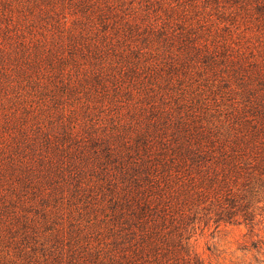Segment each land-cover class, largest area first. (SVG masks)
Masks as SVG:
<instances>
[{"label": "rangeland", "instance_id": "374dc122", "mask_svg": "<svg viewBox=\"0 0 264 264\" xmlns=\"http://www.w3.org/2000/svg\"><path fill=\"white\" fill-rule=\"evenodd\" d=\"M256 4L0 0V264H144L131 246L164 210L165 236L184 218L181 239L205 264H264L260 183L245 172L194 203L198 173L175 161L226 156L241 132L248 78L230 58L262 50ZM86 27L88 40L106 32L116 45L103 43L101 56L80 47L73 29ZM160 156L176 166L170 182L156 176L160 195L156 183L129 185L136 164Z\"/></svg>", "mask_w": 264, "mask_h": 264}, {"label": "trees", "instance_id": "16d2710c", "mask_svg": "<svg viewBox=\"0 0 264 264\" xmlns=\"http://www.w3.org/2000/svg\"><path fill=\"white\" fill-rule=\"evenodd\" d=\"M242 1L247 4V2L251 0ZM256 1L257 4L255 8L264 18V0ZM74 30L75 28L73 29L75 36L85 35L80 39L83 41V43L80 44V47L84 46V48L93 49L94 55L96 56L102 55V50L105 48L103 43H113L116 45L114 42H109V33H98L94 39L88 40V37L92 32H90L87 27L86 30H80L78 33ZM196 43L200 42L196 41ZM262 44L264 47V40H262ZM263 47L262 50L259 49L260 52L258 55L254 53L247 57L243 52H240L230 58V65H232L233 70L229 65L228 66L232 73L239 75V77L242 76V78L244 75H247L248 79L244 80L240 85L245 90V96L250 100L249 106L246 105L244 107L245 110L248 111L246 115L251 114L252 116H244V119L241 122V132H239V134H234L232 146H225V152L223 154L226 156H180L179 159L175 160L180 161L188 168L194 166V169L198 173V177L194 178V203L199 201L200 198H196L205 188H212L214 183L220 182L221 180L229 184L230 181L236 179V177H240L245 172H248L249 175L248 178L246 176L247 181H249L248 179L251 181L255 179V181L259 182L260 186L264 189V52H261L264 51ZM201 48H205L208 51L201 53ZM223 49L226 50L228 48L223 45ZM196 50L199 53V56L203 58L202 61L214 63L215 59L219 58L217 51L211 50L206 44L201 43V46H197ZM224 54L226 53L224 52ZM187 119L193 118L190 116ZM234 129L235 128H232L231 130L233 131ZM200 137L202 136L199 135V138ZM238 152H241L242 155L245 156H239ZM160 157L162 158H157L156 161L158 162L155 163L154 161L149 162L144 160L142 163L136 164L134 167V173H131L130 175L134 179L137 177L140 178L137 180L132 179L129 185L140 188L142 186L140 182H143L146 183L143 187L147 188L146 186H148L153 188V183H156V185L158 184V188L156 189L159 190L160 195L163 192V186L161 185V182L159 183L156 179V176L160 175L161 178H165L169 181L172 178L173 166H175L168 164L169 160H165L167 159V156L165 158L164 156ZM120 158H122V156H120ZM114 160H116V158H114ZM116 161L119 163L121 162V160ZM158 165L161 166V168L165 167L162 174L155 173L158 171ZM140 171H143L144 174H138ZM223 171L225 172L224 178L220 177V173ZM216 188L217 186L214 185L213 189ZM227 191H230L228 186ZM141 193L142 195L144 193L148 194L145 190H141ZM164 195L165 194L161 196ZM156 200L157 199L153 198V194L147 199L150 204L151 202H156V204L160 205L157 201L161 202V198H158L157 201ZM162 200H164L163 197ZM230 202L231 204L235 203L234 200H230ZM165 205L164 207L167 209L169 207L168 203H165ZM150 206L151 205L142 207V211H148ZM181 211L184 213V209H181L180 205H178L174 214L177 216L176 213L178 212L180 217H184V214ZM161 213L162 212L157 213V217L154 215L152 219H150V223L147 225L149 228H147L146 237L143 238L142 241L141 239L137 240L133 246H131L130 252L132 255H134L137 260H143L145 262L144 264H205L198 254L196 252L193 254L192 250L187 246V243H183L181 239L179 226L184 218H180V220L173 222L175 228L177 227L175 235L168 237L165 236L163 229L165 228V219L167 220L165 217V210L164 214ZM128 259L129 256L125 259V264H128Z\"/></svg>", "mask_w": 264, "mask_h": 264}]
</instances>
